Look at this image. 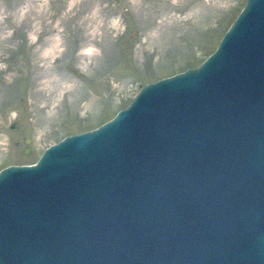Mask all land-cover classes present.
I'll return each mask as SVG.
<instances>
[{"label": "water", "instance_id": "obj_1", "mask_svg": "<svg viewBox=\"0 0 264 264\" xmlns=\"http://www.w3.org/2000/svg\"><path fill=\"white\" fill-rule=\"evenodd\" d=\"M242 6L201 64L0 169V264H264V0Z\"/></svg>", "mask_w": 264, "mask_h": 264}, {"label": "rangeland", "instance_id": "obj_2", "mask_svg": "<svg viewBox=\"0 0 264 264\" xmlns=\"http://www.w3.org/2000/svg\"><path fill=\"white\" fill-rule=\"evenodd\" d=\"M244 1L0 0V169L35 163L142 85L198 66Z\"/></svg>", "mask_w": 264, "mask_h": 264}]
</instances>
